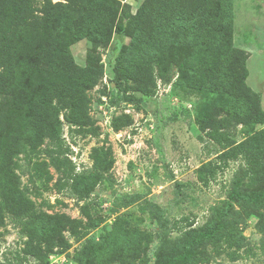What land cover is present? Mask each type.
Listing matches in <instances>:
<instances>
[{"label":"trees","instance_id":"1","mask_svg":"<svg viewBox=\"0 0 264 264\" xmlns=\"http://www.w3.org/2000/svg\"><path fill=\"white\" fill-rule=\"evenodd\" d=\"M115 36L127 39L117 43L111 69L117 100L141 105L160 84L195 95L194 119L219 159L240 156L249 185L264 182V110L246 82L248 52L233 41L232 0H142L134 10L124 0H0V229L8 221L19 228L26 237L22 253L40 264L68 249L64 232L81 239L102 219L89 202L80 206L86 220L39 208L21 186L17 161L42 150L48 160L35 164V176L52 165L58 189H68L77 201L90 196L111 167V154L94 150L92 169L78 172L67 156L63 121L97 131L90 91L105 73L99 49ZM82 39L90 42L84 65L71 51ZM101 92L108 93L106 86ZM130 124L129 114L111 118L115 131ZM196 172L207 184L217 165L208 161ZM139 197L130 195L124 205ZM144 203L157 226L156 256L146 255L149 234L128 226L120 214L97 237L84 239L73 255L77 264H200L208 244L242 247L244 237L228 214L236 203L262 205L264 187L230 190L203 226L188 223L174 237L176 223L156 202Z\"/></svg>","mask_w":264,"mask_h":264},{"label":"rangeland","instance_id":"2","mask_svg":"<svg viewBox=\"0 0 264 264\" xmlns=\"http://www.w3.org/2000/svg\"><path fill=\"white\" fill-rule=\"evenodd\" d=\"M124 1L134 10L142 0ZM232 7L233 41L248 52L246 82L259 94L264 110V0H232ZM125 41V37L115 36L110 44L99 49L105 73L102 81L90 91V115L96 121L97 131L80 129L63 121V139L69 148L67 156L78 172L92 169L94 150L100 148L111 154L112 165L103 172L90 196L77 201L68 189H58V173L52 165L46 166L44 175L35 176V164L48 160L42 150L39 154H22L17 161L21 186L39 208L86 220L80 206L89 202L102 219L98 226L86 230L81 239L64 232L70 246L64 253L50 254L48 264H77L73 255L84 239L88 235L97 237L120 214L127 217L128 226L149 234L146 255L150 259L158 250L157 239H154L157 226L144 209L145 199L156 202L164 216L176 223L169 235L174 237L188 223L203 226L222 207L230 190L264 187V182L249 185L240 156L227 161L219 159V150L200 131L194 119L193 106L198 100L195 95L160 84L156 95L145 99L141 105L116 99V87L110 81L111 69L116 45ZM89 48L90 42L86 39L71 46L76 63L84 65ZM103 86L108 93L101 92ZM121 113L129 114L132 124L115 131L111 118ZM240 128L237 126L235 132L238 140L243 137ZM199 136L203 137L202 141ZM208 161L217 165V173L204 184L198 180L196 171ZM132 194H139V199L124 205ZM228 220L240 230L243 246L228 247L223 242L216 246L208 244L206 261L200 264H264V203H236ZM25 239L19 228L8 221L0 229V263L40 264L22 253Z\"/></svg>","mask_w":264,"mask_h":264}]
</instances>
